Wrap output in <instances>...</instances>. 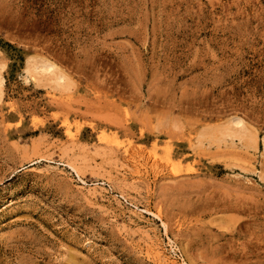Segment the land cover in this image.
Instances as JSON below:
<instances>
[{
	"label": "rangeland",
	"instance_id": "374dc122",
	"mask_svg": "<svg viewBox=\"0 0 264 264\" xmlns=\"http://www.w3.org/2000/svg\"><path fill=\"white\" fill-rule=\"evenodd\" d=\"M35 55L74 85L23 80ZM0 264H264V0H0Z\"/></svg>",
	"mask_w": 264,
	"mask_h": 264
},
{
	"label": "bare ground",
	"instance_id": "6f19581e",
	"mask_svg": "<svg viewBox=\"0 0 264 264\" xmlns=\"http://www.w3.org/2000/svg\"><path fill=\"white\" fill-rule=\"evenodd\" d=\"M0 68V100L3 97L5 80ZM23 80L54 91H69L74 83L57 64L43 57L31 55L24 61ZM198 144L235 143L250 150H257L259 142L264 152V136L259 138L239 116H231L224 124L206 125L196 133Z\"/></svg>",
	"mask_w": 264,
	"mask_h": 264
}]
</instances>
